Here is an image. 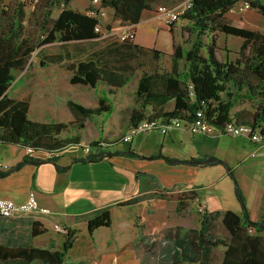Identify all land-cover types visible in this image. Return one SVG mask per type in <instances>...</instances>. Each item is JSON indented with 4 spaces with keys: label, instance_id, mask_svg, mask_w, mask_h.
<instances>
[{
    "label": "crops",
    "instance_id": "0c3cea01",
    "mask_svg": "<svg viewBox=\"0 0 264 264\" xmlns=\"http://www.w3.org/2000/svg\"><path fill=\"white\" fill-rule=\"evenodd\" d=\"M184 1L173 0L165 4L175 6ZM241 1H236L224 13L225 17L233 23H240L247 28L257 29L264 33V13L255 6L238 10L236 4ZM261 1L264 3V0ZM1 2L2 0H0V5ZM88 5L89 0H69V6L80 11H85ZM107 9L112 11L109 7ZM139 30L144 32L140 39L138 38ZM191 33L196 35V29L192 21L187 18L180 17L171 25H166L155 9H144L139 21L135 24L133 40L125 45V49L132 51L134 58H139L136 64L128 66V69L132 70L130 77L136 73L134 84L137 85L143 70L148 71L150 65L153 68L157 66V58L153 55L152 49L171 54L174 44L184 46L185 37ZM101 38L99 36L43 43L39 45L40 56L62 52L69 55L70 61L93 58L99 60L102 65L110 66L113 62L107 58L108 53L105 51L110 45H108V39ZM158 40L164 44L163 48L157 46ZM85 41H98L100 45L93 44L84 50L80 43ZM56 43L57 46L54 47L53 44ZM73 50L79 51L78 54ZM143 58L147 61L145 64H143ZM64 62L65 59L59 62L48 61L40 65L51 64L62 68L69 76L70 82L72 70L66 68ZM129 79L124 85L118 87L100 80L103 89L96 99L92 96L95 95L97 86L70 82V86H64L62 90V93L66 94L63 97L66 102L62 108L73 118L76 115L69 108L67 99L76 100L86 106H95L98 104L99 96L103 95L112 105L111 111L87 116L84 118L85 121L94 119L104 123L120 122L121 118L116 110L118 108L112 102V98H108V93L125 87ZM76 84L79 85L75 86ZM38 87H40L38 89L39 104L42 107L57 106L55 99L59 92L58 88L55 93L49 90V86ZM135 88L136 86L132 90L134 98ZM11 89V87L8 89L11 95L27 98L30 108L31 97L14 93ZM82 98L87 100L82 101ZM137 105L136 99L132 105H128L122 120L123 125L118 126L115 132L105 136V129L103 131L101 128L98 131V137L104 140L100 150L133 149L138 155L108 153L100 159L86 160L80 159L85 155L80 149L77 150L73 146L72 151L66 145L67 147L49 152L48 156L57 155L56 162L46 159L47 156L44 157L36 151L34 154L40 159L35 162H24L16 167V163L26 153V148L15 143H0V159L6 164L1 172L8 170L0 175V197L22 201L33 191L39 205L48 208L46 212L35 209L20 213L10 219L22 217L29 227L33 220H38L46 228L40 234L54 235L58 232L53 229L54 223L65 224L73 229L71 245L60 264H166L158 258L153 261L148 259L143 251V242H147L151 237L155 238V235L164 227L178 225L182 231H186L189 227H197L200 220L198 216L195 225H189L183 230L184 226L181 222L169 220L166 211L157 209L156 192L165 191L166 188L172 186L179 188V191L192 189L194 192L192 200L200 203L207 211L231 209L241 214L243 207L236 193L235 178L249 217L252 220H259L264 215V146L259 147L245 137L247 147H238L237 152L235 146V154L230 157L225 153L224 147L233 146L231 137L236 135L204 134L192 132L187 127L170 128L166 132L150 129L135 134L130 141H123L121 136L129 126L130 112ZM116 114L117 117H115ZM81 140L82 137L76 144H80ZM96 149L98 148L89 150V152L98 151ZM154 154L161 155L150 157ZM209 156H214L215 159L199 163L190 161L205 159ZM216 158L222 159L232 168L234 178L225 164ZM172 159H178V161L172 162ZM56 163L61 166V169L56 168ZM190 195L191 193L188 192L181 199L175 197L173 199L179 203L180 200ZM175 204L176 209L179 210L180 204ZM107 208L111 216L110 224L97 226L90 231L87 227V220ZM1 223L5 226L0 232L3 238L0 241L13 244L11 236L14 228L6 226L7 220L2 219ZM215 223L224 227L221 215H217L212 220L209 235L228 238L229 236L225 237L212 232ZM261 234L264 235V230ZM64 239L65 235L61 237L59 246L45 247L61 249ZM35 243L32 244L38 245L37 242ZM224 249L223 244L214 245L210 248L204 263L184 261L183 264H220ZM0 264H14V262L0 260Z\"/></svg>",
    "mask_w": 264,
    "mask_h": 264
},
{
    "label": "trees",
    "instance_id": "16d2710c",
    "mask_svg": "<svg viewBox=\"0 0 264 264\" xmlns=\"http://www.w3.org/2000/svg\"><path fill=\"white\" fill-rule=\"evenodd\" d=\"M103 6L111 8L113 16L122 21V26L135 24L139 21L144 9H155L165 4L166 0H100ZM173 1V0H171ZM238 0H191V4L180 12V17L192 21L196 35L189 46L174 44L171 56L170 70H143L138 78L134 91L138 103L129 115V128L144 118H160L165 122L173 116L190 119L197 109L216 124L233 119L238 123L260 125L264 128V33L247 28L240 23H233L224 13ZM250 6L258 7L264 13V3L261 0H247ZM31 4L29 0H10L0 5V15L8 16V25L0 26V143H15L31 152L24 154L16 163L19 167L24 162H35L40 157L34 153L38 150L56 151L68 144L80 141V132L60 137V132L68 126V122L57 120H37L29 117V101L18 98L8 92L14 80V69L30 66V53L40 44L55 40L68 41L72 39H88L105 37L94 29L98 21L95 16L69 6V0H36L33 4L28 24H24V4ZM61 3H63L61 5ZM58 6L55 16L52 8ZM121 26V27H122ZM233 34L241 37V42L233 59H219L216 55L217 32ZM206 35L205 40L203 36ZM105 51L113 64L102 65L93 58L70 61L68 54L53 52L41 56L40 64L48 61L59 62L65 59L64 65L72 70L70 82L87 83L97 86L102 80L108 85L122 86L130 78L128 69V55L132 51L125 49L133 37L119 39L115 37ZM110 44V43H109ZM136 45V44H135ZM115 47L116 49L112 48ZM123 47V48H122ZM122 48V49H121ZM156 58L161 53L152 49ZM133 57V56H132ZM183 59L186 68L178 69L179 60ZM128 63V64H127ZM118 64V65H116ZM127 65V67H126ZM224 94L226 97H224ZM239 98L251 100L259 99L254 110L240 109L231 112L233 105ZM172 100V106L165 108V103ZM69 108L78 116L79 128L84 125V118L101 112L109 113L112 105L101 95L98 104L86 106L73 99H67ZM124 134V133H123ZM122 134V136H123ZM121 136V139H122ZM104 140H91L90 145H100ZM89 145V146H90ZM108 153L138 155L133 149L114 151L87 152L80 159L96 160ZM154 154L150 157H157ZM46 159L56 162L57 155L52 154ZM234 178L232 168L222 159ZM189 161V160H187ZM192 161V160H190ZM56 168L61 166L56 163ZM8 171V170H7ZM7 171L0 172V175ZM235 180L236 193L242 203V213L231 209L222 211H200L197 227H189L182 231L178 225L161 229L155 236L173 241L172 257L169 264H183L184 261H198L204 263L210 248L217 244L225 245L220 264H264V215L259 220H252L246 209L243 195ZM172 186L165 191L171 197L183 198L193 190H178ZM221 215V222L229 232V237H212L209 235L212 220ZM1 217V216H0ZM10 218V217H3ZM111 222L109 209H104L87 220V227L91 231L97 226L108 225ZM254 230L250 231L249 227ZM46 228L38 220L31 222L30 235H38ZM73 229L67 228L61 249L34 245L32 243H5L0 241V260L14 262V264H60L71 245Z\"/></svg>",
    "mask_w": 264,
    "mask_h": 264
},
{
    "label": "rangeland",
    "instance_id": "374dc122",
    "mask_svg": "<svg viewBox=\"0 0 264 264\" xmlns=\"http://www.w3.org/2000/svg\"><path fill=\"white\" fill-rule=\"evenodd\" d=\"M167 1V0H166ZM171 1V0H168ZM33 6L31 4H24L23 10H24V24H28V18L30 17L31 10ZM59 11V7L55 6L52 8L51 14L55 16L57 12ZM156 11V8H155ZM1 14V11H0ZM8 16L6 15H0V26L6 27L8 25ZM122 26V21L119 18H115L113 16L112 11L107 9L106 17L103 20L102 23V29L105 33H110L105 35V37H102L101 39H108V45L113 44V42H116L115 37L120 32ZM190 31V30H189ZM143 30H139L138 38L140 39L141 35L143 34ZM184 36V34H183ZM195 38V33L189 34L187 37H185L183 43L184 46H189L193 39ZM203 38L206 40V35L203 36ZM241 42V37L233 34H225L223 32H217L216 36V55L219 59H233L236 55L235 51L238 49L239 44ZM97 44V46L100 45L98 41H85L81 42L80 46L84 47V50L87 47H91L92 45ZM59 45V44H58ZM53 46H57L56 44H53ZM157 46L159 48H163L164 44L160 40L157 42ZM116 49L115 47L109 48V49ZM72 49V48H71ZM75 51V50H73ZM76 54H78L79 51H75ZM40 51L39 47L37 46L31 53L28 59V62H30V66L28 64L26 67L22 69H14V80L12 81L10 87L11 90L14 91V93H20V94H26L29 97H31V105L29 108V117L36 118L38 120H57V121H65L68 122V126L63 129L59 136H69L72 134H75L77 132H80V136L82 137V140L80 144L75 145H67L68 148H71L73 151V146L77 150H81L82 153H87L89 150H94L95 148H98L96 150H100L102 148V144L96 146V145H90L91 140H101L100 137H98V131L102 128L103 131L105 129V136L111 135L118 126L123 125V117L125 116L126 109L128 108V105H132L133 101L135 100L133 91L134 87L136 86L135 83V76L136 73L133 74L132 77L129 79V83L123 87L122 89H115L113 92L108 93V98H112V102L116 105V109L118 111V115L121 118L120 122L116 121H108L104 123L100 120H94V119H87V121L84 120L83 127L79 128V121L82 118L79 117H71V114L66 113L65 110L62 108V105H64V102L66 100L63 98L66 94L62 93V90L65 88L64 86H70L69 82V76L64 72L62 68L55 67L54 65H40ZM141 59V57H140ZM139 60V58H134L130 55H128V63L132 66V64H136V62ZM143 64H145L147 61L145 58H143ZM183 59L179 60L178 69L184 70L186 68L185 63L183 62ZM150 65V64H149ZM134 69V68H133ZM152 69H159V70H170L171 69V56L170 54L161 53L159 57L157 58V66L153 68V66L148 67V71ZM138 72V71H137ZM135 75V76H134ZM79 84H76L75 86H78ZM135 85V86H134ZM27 86V87H26ZM38 86H49V90H53L56 93V88H58L59 92L56 94V103L57 106H48V107H42L39 104V96H38V89L40 87ZM102 82H98L95 95L92 96L93 99H96L97 95H100L102 93ZM36 87L35 89H33ZM15 89V90H14ZM224 97L226 95L224 94ZM87 100L82 98V101ZM259 99L251 100L247 98H239V100L233 105L231 112L234 113L237 110L240 109H248V110H254L255 106L257 104V101ZM264 103V97L262 99ZM165 108H170L172 106V100H169L165 103ZM55 112V113H54ZM124 112V113H123ZM117 117V114L115 115ZM72 118V119H71ZM114 118H112L113 120ZM84 130V131H83ZM104 134V133H103ZM231 141L233 143V146L230 145L228 147H224L225 153L229 154L230 157L235 154V146L237 147H247V140L245 136L236 135L231 137ZM119 143V142H118ZM120 143H122L120 141ZM90 145V146H89ZM66 146V147H67ZM89 146V150H86V147ZM36 152V151H35ZM37 152H40L42 156H48L49 151L45 150H38ZM157 201L156 207L157 209L166 211L168 214L169 220H173L176 222H181L183 224V230L187 228L189 225H195L197 223V217H200V210L199 206H201L200 203L194 202L192 200L191 196L185 197L183 200H180L178 203L176 199H173V197L170 196V192L168 191H160L156 192L155 194ZM180 204L179 210L176 209V204ZM154 209V207L152 208ZM7 220V225L11 228H14V231H12V243H19V242H27V243H35L37 242L40 246H59L61 244V237L64 236V234H60L61 232H55L54 235L44 233L40 235H30L29 233V225H27L26 221L22 220V217H15L13 220L10 218H2L0 217V232L2 231V227L5 226L1 223V220ZM6 228V227H5ZM212 232L215 234H222L225 237L229 236V232L219 223H215V226L212 229ZM211 232V233H212ZM0 239H3L0 235ZM39 239V240H38ZM36 244V243H35ZM172 248H173V241L169 239H164L162 237H151L148 239V241L143 242V251L147 254V258L151 261L158 258L161 260V262H165L166 264L170 263L171 255H172ZM34 264H39L38 261H34ZM193 264V263H191Z\"/></svg>",
    "mask_w": 264,
    "mask_h": 264
},
{
    "label": "built area",
    "instance_id": "2783aa9c",
    "mask_svg": "<svg viewBox=\"0 0 264 264\" xmlns=\"http://www.w3.org/2000/svg\"><path fill=\"white\" fill-rule=\"evenodd\" d=\"M10 0H3L4 5ZM33 4L36 0H29ZM63 3H61L62 5ZM191 4V0H185L181 4L167 7L159 5L157 12L160 18L166 25H171L173 22L180 18V12ZM250 6L247 0H242L236 4L238 10H243ZM231 8V7H230ZM86 12L97 18V22L94 25V29L107 35L110 33L103 32L102 23L106 17L107 8L101 4L100 0H89V5L86 8ZM135 26L133 24H126L121 27L120 32L117 34L119 39H126L128 37H134ZM187 127L192 132H200L204 134H227V135H241L249 138L256 143L257 146H264V128L260 125H253L249 123H238L233 119L226 120L222 124H216L210 121L203 113L201 109H197L190 119H182L177 116H173L167 121L163 122L160 118H144L127 128L122 136L123 141H130L133 136L139 132H145L150 129H159L162 132H166L170 128H182ZM89 150V146L86 147ZM26 151L31 152L32 148L26 146ZM6 164L0 159V172L2 168H5ZM39 209L42 212L48 211L45 206H40L35 194L31 191L27 198L22 201H15L9 197H0V216L1 217H14L20 213ZM203 206H199V210L202 211ZM68 226L65 224L54 223L53 229L55 231L65 234ZM250 231L254 228L249 227Z\"/></svg>",
    "mask_w": 264,
    "mask_h": 264
},
{
    "label": "water",
    "instance_id": "95a60500",
    "mask_svg": "<svg viewBox=\"0 0 264 264\" xmlns=\"http://www.w3.org/2000/svg\"><path fill=\"white\" fill-rule=\"evenodd\" d=\"M212 159H215V157L214 156H209V157H206L205 159H193L191 162L199 163V162H203V161H210ZM171 161L175 162V161H178V159H172Z\"/></svg>",
    "mask_w": 264,
    "mask_h": 264
}]
</instances>
